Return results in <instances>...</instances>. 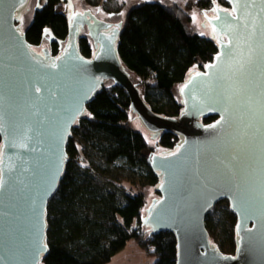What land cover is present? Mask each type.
I'll use <instances>...</instances> for the list:
<instances>
[{
	"label": "water",
	"instance_id": "water-1",
	"mask_svg": "<svg viewBox=\"0 0 264 264\" xmlns=\"http://www.w3.org/2000/svg\"><path fill=\"white\" fill-rule=\"evenodd\" d=\"M211 1L193 19L217 52L174 86L183 110L171 118L145 104L120 62V15L98 20L90 11L78 13L88 7L74 5L68 44L46 64L24 33L37 0H0V264H42L45 210L64 171L67 141L105 82L125 90L132 126L147 139L180 136L174 151L147 157L159 178V197L149 198L143 211L148 233H174L176 264H264V0H225L228 10ZM102 20L121 23L106 34L112 24ZM85 25L91 58L80 55L76 41L75 29ZM38 47L46 55L49 42ZM212 116L209 124L201 121ZM221 199L237 217L233 257L211 248L205 227L207 212Z\"/></svg>",
	"mask_w": 264,
	"mask_h": 264
},
{
	"label": "trees",
	"instance_id": "trees-1",
	"mask_svg": "<svg viewBox=\"0 0 264 264\" xmlns=\"http://www.w3.org/2000/svg\"><path fill=\"white\" fill-rule=\"evenodd\" d=\"M61 4L62 0H45L24 31L28 44L35 47L49 30L54 56L68 36L69 23ZM211 4V0H187L181 9L144 2L132 6L125 15L117 38L118 57L145 104L157 115L180 116L183 104L180 94L179 100L174 96V86L181 85L190 73L203 70L217 52L213 40L189 28L188 11L206 10ZM78 47L81 56H93L88 39L81 38ZM198 64L201 68L193 70ZM105 83L76 120L67 141L64 171L45 210L48 252L42 264H105L129 240H135L153 257V264H176L174 233L151 235L142 225L146 203L142 189L156 190L159 182L147 161L153 151L128 123L132 113L125 90ZM215 119L201 121L209 124ZM156 139L163 150L154 153L166 154L175 150L180 136L167 132ZM133 187L138 192H133ZM236 225L237 217L226 199L217 201L207 212L208 240L220 256H235Z\"/></svg>",
	"mask_w": 264,
	"mask_h": 264
},
{
	"label": "rangeland",
	"instance_id": "rangeland-1",
	"mask_svg": "<svg viewBox=\"0 0 264 264\" xmlns=\"http://www.w3.org/2000/svg\"><path fill=\"white\" fill-rule=\"evenodd\" d=\"M85 1H89V0H62V4H61L60 9L63 11V13L66 16H69V12L74 9V5L76 7L83 8V6H86ZM90 1H92L93 4L95 3V5L90 6L88 8L90 10H92L99 18H110L111 16L116 14V15H120V17L123 20L125 18L127 11L132 6H135V5L144 3V2H157V3H160V4L167 6V7L177 5L181 9H184L185 5L187 3V0H167L169 2L168 5L161 3V2H158V1H154V0H138L136 2H131V0H99V1L98 0H90ZM216 1L220 2V0H216ZM44 3H45V0H37V5L34 8L33 14H34L35 10L37 8L43 6ZM197 10L201 11L200 9H197V8H192L188 11L189 15L191 17V22L189 23V28L192 32H194L200 36L206 37L201 32V30L196 27L195 20L193 19V13ZM32 19H33V17H32ZM50 37H51V34H50L49 30L46 29L44 31L43 40L49 42V46H50V40H51ZM196 67H197V69L201 68L199 64L196 65ZM132 119H133V117L129 116V122L128 123H129L130 127L133 130L140 132L145 137L147 143L149 144L150 149L153 152H157L158 150H161L162 148L160 146H158V139L155 142L147 139V137L140 130L135 129L132 126V123H131ZM132 190H133V192H138L137 187H133ZM142 191L145 195V202H146L145 205H147V201L149 200V198L159 197L158 192L153 187H145L142 189ZM153 262H154V258L147 256L145 254V252L139 247V245L137 244V242L135 240H129L126 243L125 247L120 252H118L117 254L112 256L110 261L105 263V264H153Z\"/></svg>",
	"mask_w": 264,
	"mask_h": 264
},
{
	"label": "flooded vegetation",
	"instance_id": "flooded-vegetation-1",
	"mask_svg": "<svg viewBox=\"0 0 264 264\" xmlns=\"http://www.w3.org/2000/svg\"><path fill=\"white\" fill-rule=\"evenodd\" d=\"M216 3H218V5L219 6H221V7H223L224 9H229V5H228V3L225 1V0H220V2H217L216 1ZM85 5L87 6V7H90V6H94L95 5V3L93 4L92 2H88V1H85ZM85 11H90L98 20H101L100 18H98V16L96 15V14H94L90 9H88V8H84L83 10H81L80 12H78V13H83V12H85ZM71 15V14H70ZM70 15L69 16H67V19H68V23H69V20H70ZM18 17V16H17ZM18 19H19V17H18ZM102 21H105V22H108V23H111L112 24V27L110 28V29H108V30H106V31H104V33H106V34H108V33H111L112 32V29H114L115 28V25H117L118 23H121V22H112L111 20H109V21H106V20H102ZM19 27H20V20H19ZM75 32H76V41H77V44H78V46H79V41H80V39L81 38H86V39H88V41H89V43H91L92 44V41H91V39L87 36V34H88V31H87V26L85 25L84 27H80V26H78V28L77 29H75ZM68 35H69V28H68ZM224 39V38H223ZM67 40H68V36H67V39H66V41L65 42H63L62 44V46L59 48V52H58V54L57 55H52V52H51V48H50V46H49V50H47V49H45V50H47V54L45 55L44 53H43V48H41V47H38V46H35V47H31V50H32V52L34 53V56L39 60V61H41V62H44V63H46V64H50V59H52V58H56V57H58L62 52H63V50H64V48L66 47V45L68 44L67 43ZM38 47V48H37ZM92 47H93V44H92ZM93 50H94V52H95V49H94V47H93ZM53 63V62H52Z\"/></svg>",
	"mask_w": 264,
	"mask_h": 264
},
{
	"label": "snow or ice",
	"instance_id": "snow-or-ice-1",
	"mask_svg": "<svg viewBox=\"0 0 264 264\" xmlns=\"http://www.w3.org/2000/svg\"><path fill=\"white\" fill-rule=\"evenodd\" d=\"M35 91H36L37 93H39V92H40V89H39V88H36Z\"/></svg>",
	"mask_w": 264,
	"mask_h": 264
}]
</instances>
